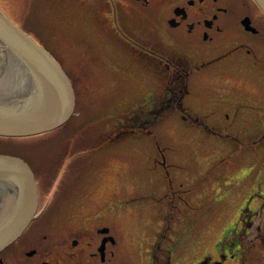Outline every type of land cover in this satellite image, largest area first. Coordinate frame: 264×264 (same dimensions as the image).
Listing matches in <instances>:
<instances>
[{
    "label": "rangeland",
    "instance_id": "1",
    "mask_svg": "<svg viewBox=\"0 0 264 264\" xmlns=\"http://www.w3.org/2000/svg\"><path fill=\"white\" fill-rule=\"evenodd\" d=\"M30 1L0 0V10L74 83V133L0 138V154L45 170L46 186L55 165L45 162L65 140L69 153L61 161L73 166L60 171L58 197L73 199L90 187L83 214L96 211V203L121 208L122 264H155L157 256L160 264H201L207 255L223 264H264V53L183 57L145 23L142 8L125 25L133 41L154 47L135 52L105 37L86 11L94 4L40 14L27 8ZM167 88L179 95L171 109L156 104L168 99ZM154 110V133H139L133 120ZM69 177L78 181L64 185Z\"/></svg>",
    "mask_w": 264,
    "mask_h": 264
},
{
    "label": "flooded vegetation",
    "instance_id": "2",
    "mask_svg": "<svg viewBox=\"0 0 264 264\" xmlns=\"http://www.w3.org/2000/svg\"><path fill=\"white\" fill-rule=\"evenodd\" d=\"M81 3L83 8L94 4L91 6L94 9L88 7L85 10L92 14L97 26L105 31L111 30L113 20H116L128 35L131 33L126 28L125 21L137 15V8H142L146 12L145 23L165 35L183 57H222L241 49L250 53L256 48L264 53V11L254 0H54V3L44 0L43 5L41 4L43 8L40 9L45 11L53 8L61 10V14L65 9L74 7V4L80 7ZM43 11H39L40 14ZM41 23H44L42 18ZM250 37L254 41L250 42ZM174 65L179 69L178 65ZM76 116L74 111L67 121L70 128ZM57 139L63 138L58 136ZM62 142L64 144L59 150H51L54 151L51 155L54 161L45 162L55 165L52 179H49L52 183L48 182L46 186L42 184L46 171L37 173L24 160L36 181V218L14 243L0 253V264H122V247L118 241L119 238L121 241L118 225L121 208L113 209L111 203L105 208L96 203V211L83 214L81 208L86 200L91 199L90 187L81 195L74 194L73 199H69V195L63 200L58 197L55 185L61 181L60 171L65 166H73L72 163L61 161L69 153L66 141ZM74 179L69 177V184L64 179V185H73L78 181ZM117 188L119 186L114 188L115 199L119 197ZM93 190L96 191L95 188ZM105 221L113 226L106 225ZM153 260L155 264H160L158 256ZM215 260L219 262L221 258L207 255L201 264H214Z\"/></svg>",
    "mask_w": 264,
    "mask_h": 264
},
{
    "label": "water",
    "instance_id": "3",
    "mask_svg": "<svg viewBox=\"0 0 264 264\" xmlns=\"http://www.w3.org/2000/svg\"><path fill=\"white\" fill-rule=\"evenodd\" d=\"M254 1L264 11V0ZM0 49V137H34L63 126L75 108L68 75L1 10ZM37 209L38 191L29 165L0 154V253L22 235Z\"/></svg>",
    "mask_w": 264,
    "mask_h": 264
},
{
    "label": "trees",
    "instance_id": "4",
    "mask_svg": "<svg viewBox=\"0 0 264 264\" xmlns=\"http://www.w3.org/2000/svg\"><path fill=\"white\" fill-rule=\"evenodd\" d=\"M14 3H21L22 1H25V0H12ZM50 1V3H54V0H49ZM42 3H44V0H31L30 2H28L27 3V8L29 7V4H31V7H39V8H36L37 10H36V13H40L39 12V10H40V8H41V4ZM29 9V8H28ZM32 11H34V10H32ZM29 13V12H28ZM30 14V13H29ZM26 15V14H25ZM27 16V15H26ZM25 16V18L23 19L26 23H27V20H28V18L30 19V17L29 16H27L26 17ZM27 19V20H26ZM40 20V22H41V19H39ZM102 28V27H101ZM108 28V27H107ZM113 28H114V30H113ZM113 28L111 29V30H107V31H105L104 30V28H102V30H103V32H104V34L106 35V36H108V37H110L113 41H115L116 43H123V45H126L125 47L126 48H131L132 50L133 49H138L139 51H143V50H145V51H147V50H149V46L148 45H145V44H141L142 42H140V41H133V36L132 35H128V33L125 31V29H123V28H121V27H119L118 26V24L116 23V21L115 20H113ZM106 32V33H105ZM114 36V37H113ZM127 42L128 44H126L125 42ZM134 43H137V45H135ZM150 46H152V45H150ZM152 48V47H151ZM150 48V49H151ZM0 51H1V49H0ZM150 51V50H149ZM149 54H151V53H149ZM1 55H2V52L0 53V57H1ZM153 57L155 56V55H152ZM161 58V57H160ZM161 59H163L165 62H167V63H169L168 61H167V59L166 58H161ZM163 62V61H162ZM165 62H163L164 63V65H166L165 64ZM171 64V63H170ZM167 65H169V64H167ZM170 68L172 67L173 69H175L174 67H175V65H172L171 64V66H169ZM171 72H172V69H171ZM74 84V83H73ZM166 91L169 93L168 94V99H166L165 100V102H161V101H159V102H156V100H155V102H156V104L160 107V108H164V109H166V108H169V109H171V106H174L175 105V102L173 101V98L176 96L173 92H170V90L167 88L166 89ZM179 96V95H178ZM178 96L177 97H175V99L177 98V100H178ZM179 109H180V107H179ZM169 111V110H168ZM170 112V111H169ZM172 112V111H171ZM158 113V111L157 110H154V111H150L149 112V114H147L146 113V115L147 116H141V117H135V119L133 120V122H135V121H137V123H138V129H139V131H141V132H139V133H144V134H152V133H154V131L152 130V127H154L156 124H157V122H158V118H155V114H157ZM131 123H132V121H131ZM125 126H126V128H124V130L127 132V131H131L132 129L128 126V123H125ZM124 126V127H125ZM55 130H57L56 131V133H59V132H61V131H65L64 133H74L73 131H72V129L68 126V122L67 123H65L63 126H61V127H59V128H57V129H55ZM54 130V131H55ZM88 131V130H87ZM83 133V132H82ZM88 133H89V131H88ZM48 134V133H47ZM44 135H46V133L44 134ZM42 136V135H41ZM34 137H36V136H34ZM34 137H28V139L29 138H34ZM0 138H5V137H0ZM8 139H27V138H8ZM247 212H248V210H246L245 212H244V215L242 216V218L244 219V218H246V214H247ZM255 223V222H254ZM254 223H252V224H250L249 225V227H251L252 228V226H253V224ZM246 225L247 224H245V227H246ZM254 227V226H253ZM256 230H257V232H258V225H257V227L255 228ZM259 233V232H258ZM256 235H257V233H256ZM224 245H225V241H223L220 245H219V251H222L223 250V248H224Z\"/></svg>",
    "mask_w": 264,
    "mask_h": 264
}]
</instances>
